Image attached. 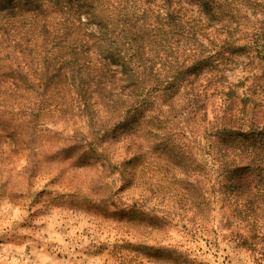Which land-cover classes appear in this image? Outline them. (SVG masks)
<instances>
[{"label":"rangeland","instance_id":"rangeland-1","mask_svg":"<svg viewBox=\"0 0 264 264\" xmlns=\"http://www.w3.org/2000/svg\"><path fill=\"white\" fill-rule=\"evenodd\" d=\"M36 1L0 0V264H264V0H216L239 33L204 41L214 66L148 92L95 152L79 137L108 117L26 90L40 17L19 5Z\"/></svg>","mask_w":264,"mask_h":264},{"label":"trees","instance_id":"trees-1","mask_svg":"<svg viewBox=\"0 0 264 264\" xmlns=\"http://www.w3.org/2000/svg\"><path fill=\"white\" fill-rule=\"evenodd\" d=\"M36 3V8L30 3L19 5L24 12L31 13V19L40 17L36 30L43 56L38 83L26 90L35 100L47 102L56 91L71 88L89 118L99 114L108 117L100 136L90 141L79 137L78 142L93 152L98 150V139L117 131L122 116H132L148 92L157 88L174 91L185 70L214 66L216 59L206 50L209 46L204 41L208 43L211 36L231 40L239 33L231 5L226 6L225 20L216 0H37ZM16 6L9 10L12 12ZM189 6L196 9V15L186 16ZM48 20L51 22L47 24ZM221 94L215 93L213 97L223 98ZM234 111H240L243 117L251 113L245 105ZM254 118L252 114L247 120H240L239 127L253 130Z\"/></svg>","mask_w":264,"mask_h":264}]
</instances>
